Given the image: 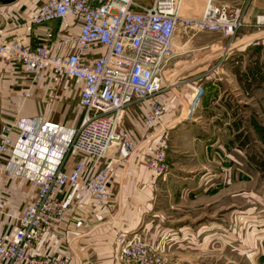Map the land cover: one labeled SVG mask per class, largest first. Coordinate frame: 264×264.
<instances>
[{"label": "built area", "instance_id": "2783aa9c", "mask_svg": "<svg viewBox=\"0 0 264 264\" xmlns=\"http://www.w3.org/2000/svg\"><path fill=\"white\" fill-rule=\"evenodd\" d=\"M249 0L242 3L207 0L198 17L181 15L182 0H45L28 17L32 25L69 16L79 24L76 34L60 39L72 45L67 53L51 50L47 42L35 46L0 34V57L18 59L28 77L40 81L44 72L80 81L81 121L67 133L63 153H76L91 164L77 160L66 170L55 166L31 179L36 187L33 200L17 216L13 232L0 233V264H67L56 252L37 253L34 247L44 232L52 231L66 216L64 190L70 189L79 200L91 199L104 205L109 199L111 168L104 162L114 147L132 152L133 133L122 126L125 108L140 100L145 110L140 129L148 130L164 113L165 94L162 72L173 57L174 37L179 29L216 32L228 40V47L241 28L264 26V14L245 19ZM103 52L95 56L94 47ZM13 132L19 140L30 137L26 129L6 125L0 135V174L3 159L11 151ZM41 136L58 135L60 124L42 120L36 128ZM165 135L160 134L145 160L146 167L164 177L168 172ZM93 164H98L93 168ZM9 175L11 170L4 169ZM114 259L117 264H162L164 245L150 244L141 234L116 232Z\"/></svg>", "mask_w": 264, "mask_h": 264}, {"label": "crops", "instance_id": "0c3cea01", "mask_svg": "<svg viewBox=\"0 0 264 264\" xmlns=\"http://www.w3.org/2000/svg\"><path fill=\"white\" fill-rule=\"evenodd\" d=\"M43 1L0 3V34L5 39H17L31 46L45 41L52 52L67 53L72 45L62 44L60 39L76 34L79 24H75L72 16L64 22L52 20L38 26L30 24L28 17ZM226 1L238 4L246 0ZM258 13L264 14V0H249L245 19L252 21ZM233 40L227 46L228 51H238L239 61L243 63L233 71L231 67L226 68V63L228 60L231 63L236 58L235 54L228 51L222 54L214 50L206 56V60L199 58L202 60L190 66L176 67L168 76L162 74L165 104L158 126L162 128L160 134L165 135L167 146L168 142L178 146L176 134H190L183 126L192 124L191 120L195 118L202 119L203 106L209 112L210 106L218 101L225 105L229 87L241 91L236 94L240 97L241 93H248L241 82L245 84L248 77L251 82L262 77L263 62L259 54L264 48V26L241 28ZM93 51L95 56H99L103 49L95 46ZM254 52L256 55H252ZM203 63H207L206 69ZM246 83L248 86V81ZM81 88L80 81L54 76L46 71L42 80L33 81L18 59L8 55L0 57V135L9 124L17 126L20 131L26 129L31 134L26 140H19L18 133L13 132L14 145L3 159L0 174V233L15 230L17 216L35 197L36 187L31 183L32 178L58 165L69 170L77 160L91 164L86 157L74 152L63 153L67 133L76 129L81 121ZM144 110V104L135 101L124 111L122 126L133 133L135 149L126 152L114 147L104 160L111 168L108 201L100 206L91 199L79 200L72 190L65 189L62 196L67 205L66 216L54 230L43 233L42 239L34 247L35 252H56L67 264H117L114 261L113 242L116 232H133L136 229L141 222V214L145 209H150L157 183L160 182L157 179L160 175L147 170L145 166V159L157 142L158 132L155 128L149 132L140 129V116ZM42 120L60 124L62 132L41 136L36 128ZM97 167L98 164H93V168ZM4 169L11 170V173L7 175Z\"/></svg>", "mask_w": 264, "mask_h": 264}, {"label": "rangeland", "instance_id": "374dc122", "mask_svg": "<svg viewBox=\"0 0 264 264\" xmlns=\"http://www.w3.org/2000/svg\"><path fill=\"white\" fill-rule=\"evenodd\" d=\"M206 1L185 0L181 15L200 16ZM227 45L216 32L179 29L162 74L206 60L214 50L226 54ZM231 52L236 58L226 68L233 71L243 63ZM259 55L262 77L241 82L247 94L238 97L241 91L229 87L225 105L218 101L209 112L203 106L202 119L183 126L190 134H176L178 146L168 142V172L157 177L152 205L133 230L164 245L162 264H264V48ZM159 122L144 131L155 128L158 137Z\"/></svg>", "mask_w": 264, "mask_h": 264}, {"label": "water", "instance_id": "95a60500", "mask_svg": "<svg viewBox=\"0 0 264 264\" xmlns=\"http://www.w3.org/2000/svg\"><path fill=\"white\" fill-rule=\"evenodd\" d=\"M16 0H0V3L3 5L11 4L15 2Z\"/></svg>", "mask_w": 264, "mask_h": 264}, {"label": "bare ground", "instance_id": "6f19581e", "mask_svg": "<svg viewBox=\"0 0 264 264\" xmlns=\"http://www.w3.org/2000/svg\"><path fill=\"white\" fill-rule=\"evenodd\" d=\"M184 4H185V0H182V8H183ZM23 144H24V142H23Z\"/></svg>", "mask_w": 264, "mask_h": 264}]
</instances>
